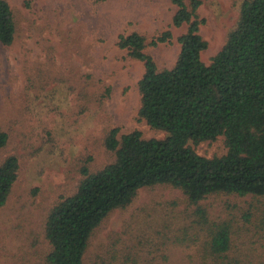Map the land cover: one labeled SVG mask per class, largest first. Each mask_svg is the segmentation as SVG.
Here are the masks:
<instances>
[{"label":"rangeland","instance_id":"374dc122","mask_svg":"<svg viewBox=\"0 0 264 264\" xmlns=\"http://www.w3.org/2000/svg\"><path fill=\"white\" fill-rule=\"evenodd\" d=\"M8 1L18 32L13 44L0 42V126L10 136L0 158L17 155L20 171L0 206V264H47L50 210L77 191L85 165L96 171L114 160L105 146L108 132L119 127L120 134L138 129L146 138L165 136L139 118L146 68L118 46L120 34L139 31L152 39L171 29V40L146 49L164 69L176 63L178 37L188 26L172 25L177 7L171 0ZM242 1L202 0L206 63L224 46ZM194 146L207 157L228 150L225 136ZM201 205L212 218L235 217L251 227L264 198L223 192ZM194 209L178 188H142L96 228L85 263L190 264L196 249L180 244L178 236Z\"/></svg>","mask_w":264,"mask_h":264},{"label":"trees","instance_id":"16d2710c","mask_svg":"<svg viewBox=\"0 0 264 264\" xmlns=\"http://www.w3.org/2000/svg\"><path fill=\"white\" fill-rule=\"evenodd\" d=\"M102 2L106 0H94ZM172 25H187L178 37L181 50L172 67L160 69L148 46L173 37L171 29L149 39L139 31L122 33L118 46L143 61L139 81V118L164 137L141 130L105 138L114 160L99 170L82 169L77 191L59 201L45 223L51 245L47 264H86L91 237L116 209L131 204L145 187L170 185L195 206L180 228L179 243L195 247L190 264H264V209L252 226L236 218L215 219L201 201L217 193L264 198V0H243L240 17L210 63L203 60L208 41L200 33L202 0H171ZM18 23L8 0H0V42L11 45ZM225 136V154L207 157L194 145ZM0 126V151L9 143ZM17 155L0 158V206L19 177Z\"/></svg>","mask_w":264,"mask_h":264}]
</instances>
